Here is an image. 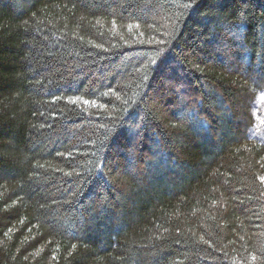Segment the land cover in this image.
Wrapping results in <instances>:
<instances>
[{"label":"trees","instance_id":"1","mask_svg":"<svg viewBox=\"0 0 264 264\" xmlns=\"http://www.w3.org/2000/svg\"><path fill=\"white\" fill-rule=\"evenodd\" d=\"M262 95L264 0H0V264H264Z\"/></svg>","mask_w":264,"mask_h":264},{"label":"snow or ice","instance_id":"2","mask_svg":"<svg viewBox=\"0 0 264 264\" xmlns=\"http://www.w3.org/2000/svg\"><path fill=\"white\" fill-rule=\"evenodd\" d=\"M187 7H191V4L186 5ZM261 99H264V95L261 96ZM75 103V102H74ZM255 259V257H253Z\"/></svg>","mask_w":264,"mask_h":264}]
</instances>
